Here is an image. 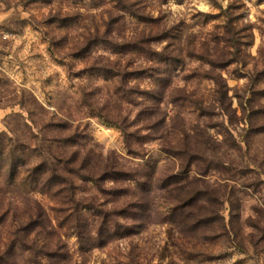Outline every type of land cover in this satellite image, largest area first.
<instances>
[{
	"label": "rangeland",
	"instance_id": "1",
	"mask_svg": "<svg viewBox=\"0 0 264 264\" xmlns=\"http://www.w3.org/2000/svg\"><path fill=\"white\" fill-rule=\"evenodd\" d=\"M0 264H264V0H0Z\"/></svg>",
	"mask_w": 264,
	"mask_h": 264
},
{
	"label": "trees",
	"instance_id": "2",
	"mask_svg": "<svg viewBox=\"0 0 264 264\" xmlns=\"http://www.w3.org/2000/svg\"><path fill=\"white\" fill-rule=\"evenodd\" d=\"M9 164H10V173H9V176L15 177L16 174L18 173V164L13 159H12V161ZM40 166L41 167H38V169H40V170L36 171V174L38 173V176L36 175V180L37 181H40L41 180L40 177L46 171V169H44V168H47L46 165H40ZM36 169H37V167H36ZM79 235L82 236V233H79Z\"/></svg>",
	"mask_w": 264,
	"mask_h": 264
},
{
	"label": "built area",
	"instance_id": "3",
	"mask_svg": "<svg viewBox=\"0 0 264 264\" xmlns=\"http://www.w3.org/2000/svg\"><path fill=\"white\" fill-rule=\"evenodd\" d=\"M4 36H5V37H7V36H8V34H5Z\"/></svg>",
	"mask_w": 264,
	"mask_h": 264
}]
</instances>
